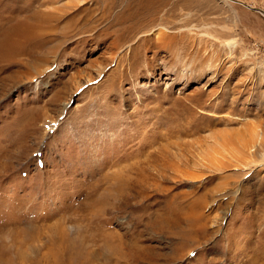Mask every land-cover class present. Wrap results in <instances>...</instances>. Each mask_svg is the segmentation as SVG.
<instances>
[{
  "label": "rangeland",
  "instance_id": "rangeland-1",
  "mask_svg": "<svg viewBox=\"0 0 264 264\" xmlns=\"http://www.w3.org/2000/svg\"><path fill=\"white\" fill-rule=\"evenodd\" d=\"M99 1L0 0V264H264V0Z\"/></svg>",
  "mask_w": 264,
  "mask_h": 264
},
{
  "label": "bare ground",
  "instance_id": "bare-ground-1",
  "mask_svg": "<svg viewBox=\"0 0 264 264\" xmlns=\"http://www.w3.org/2000/svg\"><path fill=\"white\" fill-rule=\"evenodd\" d=\"M76 1L80 2V4L83 3L82 0H76ZM104 1H112V0H100L99 2H104ZM114 1L105 3V5L102 6L103 18L108 17L111 11L114 9L115 3H116V2L114 3ZM143 8L144 9L142 11L136 12L131 16L128 15L127 17H123V19L118 20L116 22H114V20L110 21L109 24L112 26L118 23L120 27L119 29L121 31V35H123L125 39L129 40L131 37L135 36L137 32L141 31L145 27L149 25L153 26L156 21H162V20L166 22L170 21L169 18H171L175 14V11L178 9V2L176 0H146L145 4L143 5ZM34 16H35L34 23H31V24H29L28 22L22 23L20 24L19 28L23 29L29 34L34 35L37 32H39L44 25H47L49 22V19H51L52 17L51 13H48L44 10H40L39 12H36ZM85 27L84 25L79 26L78 31L82 32L86 30ZM116 31H119V30H116ZM165 32L164 30H162V32L158 33L159 34L158 42L160 44L158 42L157 43L161 46L169 44V43L170 44L173 43V42L172 43L169 42L172 37H170L169 39L168 33L167 35H165L166 34ZM227 44L229 45V43ZM5 49L6 50L3 53H1L0 51V57H5L12 52V48L6 47ZM64 106H66V103Z\"/></svg>",
  "mask_w": 264,
  "mask_h": 264
},
{
  "label": "water",
  "instance_id": "water-1",
  "mask_svg": "<svg viewBox=\"0 0 264 264\" xmlns=\"http://www.w3.org/2000/svg\"><path fill=\"white\" fill-rule=\"evenodd\" d=\"M260 11V10H259Z\"/></svg>",
  "mask_w": 264,
  "mask_h": 264
}]
</instances>
